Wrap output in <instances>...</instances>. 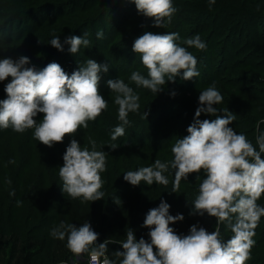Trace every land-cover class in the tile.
I'll list each match as a JSON object with an SVG mask.
<instances>
[{
	"label": "clouds",
	"instance_id": "9594fccd",
	"mask_svg": "<svg viewBox=\"0 0 264 264\" xmlns=\"http://www.w3.org/2000/svg\"><path fill=\"white\" fill-rule=\"evenodd\" d=\"M133 2L139 13L154 18L152 22L157 27L170 22L177 10L173 0ZM214 3L215 0H208L209 7ZM88 35L87 31L68 35L63 42L59 35H52L48 43L58 50H64L67 44L68 51L74 54L81 46L88 48ZM95 35L103 38V29ZM179 39L175 31H145L137 36L132 50L139 54L147 73L134 70L129 80L137 87L158 93L166 81H175L177 76L198 77L197 56L177 43ZM184 43L201 50L207 46L199 33L184 38ZM109 67L108 63L88 57L69 74L56 61L38 68L27 55L0 58V81L11 77L4 83L6 96L0 99V129L11 127L23 132L33 128L34 138L52 146L62 141L66 133H75L78 127L87 128L88 122L95 121L108 107V100L99 91V81ZM106 83L115 93L113 102L118 105L117 119L121 121L110 133L115 141L131 123L129 112L140 109L139 93L119 76ZM170 94L175 96V90ZM222 100L214 84L200 90L187 135L178 137L171 145L172 158L155 159L151 164L123 172L124 179L132 185H140L141 181L149 186L154 182L166 185L169 179L165 173L171 168L175 170L172 191L176 192L181 179L187 180L189 173L199 175L203 170L198 193L190 202V214L214 216V230L208 231L197 221L186 234L177 233L170 222L183 220L184 215L171 214L170 204L161 199L157 206L148 209L142 222L148 228L147 239L143 235L137 239L135 230L129 227L126 239L119 242L122 248L114 250L115 258H110L109 240L98 242L99 233L87 219L79 226L61 220L50 229V235L60 240L66 238V247L73 253L72 264H79L81 255L86 264H245L256 243L252 238L255 228L264 216V205L257 203L264 194V129H258L255 142L245 132H238L231 126L233 112L217 106ZM221 110L225 115H217ZM38 113L43 116L34 119ZM202 113L215 118L201 119ZM143 115L146 117L147 112L143 111ZM91 143L93 147L89 149L71 138L63 153V164L58 167L62 191L82 202L104 197L101 172L107 167L106 152L96 149L95 141ZM222 225L231 230L230 238L222 235Z\"/></svg>",
	"mask_w": 264,
	"mask_h": 264
},
{
	"label": "trees",
	"instance_id": "16d2710c",
	"mask_svg": "<svg viewBox=\"0 0 264 264\" xmlns=\"http://www.w3.org/2000/svg\"><path fill=\"white\" fill-rule=\"evenodd\" d=\"M173 2L177 10L172 14L171 21L165 25L164 31H173L174 28L175 31L184 33L188 31L185 30L188 27L193 34L199 33L201 39L205 37L203 33L206 31V40L208 39L206 48L192 51L197 56L198 70L200 66L206 64L203 65L206 67L204 72L194 78L197 79L196 84L187 86L176 82L184 92L192 94L199 92L201 88L208 86L205 81L207 78H209L208 82L219 80L221 77L218 73L227 68L228 60L233 58V54L240 46L253 48L251 52L254 51L257 56L264 55V32H257L256 28H253V39L251 41L247 39L250 35L247 28L256 27L259 22H264V0H215L211 7L208 5V0H173ZM78 4L84 11H90L92 17H96L97 20L100 18L99 14L106 15L113 12L115 15L119 13V16L122 14V19L124 17L125 20L119 23L121 17H118L114 23V30L117 31L116 27L120 24H126L124 32H129L128 38H131L132 34L137 37L157 27L152 22L153 17L141 16L133 0H79ZM138 17L142 18L139 20ZM218 36L222 44L217 47L219 51L213 53L211 43ZM243 36H245L244 41H242ZM232 44L233 47L237 45L238 47L233 49ZM247 64L245 62V65ZM210 67L214 69L211 73L208 71ZM199 77L202 79L200 80ZM250 78L255 81L262 80L259 76ZM226 81V84H233L236 79H226ZM244 101L247 107L254 111L250 102L247 99ZM175 103L181 104L179 101ZM156 105L157 102L154 103V106ZM219 108L245 113L244 109L239 107L235 109L233 105ZM250 110L238 124L240 132H245L247 137L255 142L258 129H264V109L251 111L261 114L259 117H254ZM217 115L223 116L225 113L221 110ZM202 118L214 119L215 116L206 114ZM174 119L175 117L169 120ZM116 122L118 121L112 118L108 125L114 127ZM177 131L180 133L179 137H183L187 134V127ZM168 138L170 142L165 146L155 141L150 146H143L139 142L113 141L110 138L100 137V140L103 139L102 141L109 145L117 146L109 147V150H105L103 144L95 141L96 149L103 147L102 150L106 152L107 165L101 172L104 181L101 190L104 192V197L95 201L82 202L79 197L72 198L62 191L58 167L63 164V157L59 158L60 165L58 160H51L56 156H52L51 153L46 162L42 159L36 161L28 156L22 157L15 169L12 168L14 171L6 176H0V264H58L72 258L73 253L66 247V238L60 240L50 235V229L61 220L79 226L87 219L92 228L99 233L98 242L106 238L109 240L107 254L110 258H115L114 250L122 248L119 242L126 239L125 233L129 227L135 230L137 239L142 235L147 239L148 228L142 226V222L148 209L157 206L161 199H165L170 204L171 214L183 213V220L170 223L177 233L186 234L190 225L196 223L193 215L190 214L192 207L190 202L198 193L200 183H197V180L202 181L204 178L203 170L199 175L196 172L189 173L187 180L181 179L179 187L175 189L176 192L172 191L174 176L171 175L173 172L171 168L165 173L169 179L166 185H157L154 182L149 186L143 181L140 185H132L124 179L123 172L151 164L155 159L163 161L166 156L170 157L168 151H163L172 144V137ZM132 144L136 145V148ZM92 147L93 145L89 149ZM157 150L163 152L149 154ZM42 164L45 165L44 169ZM37 165H40L38 173L32 176L28 169ZM211 218L216 221L214 216ZM221 229L227 231L223 225ZM227 234H223L224 238H230Z\"/></svg>",
	"mask_w": 264,
	"mask_h": 264
},
{
	"label": "rangeland",
	"instance_id": "374dc122",
	"mask_svg": "<svg viewBox=\"0 0 264 264\" xmlns=\"http://www.w3.org/2000/svg\"><path fill=\"white\" fill-rule=\"evenodd\" d=\"M78 3L79 0H0V46H2L0 47V58L12 57L16 59L21 55H27L30 57L31 64L36 65L38 68H43L51 61H56L69 74L77 69L79 64L84 63L88 57L110 65L107 72L101 73V80L99 81V91L108 100V107L102 110L95 121H89L87 128L78 127L75 133H66L62 141L54 142L52 146L45 145L42 141L34 138L33 128L26 129L23 132L14 131L11 127L0 129V176L2 177L11 173L12 170L14 171L22 157L28 156L32 157L33 160L42 159L46 162L48 156L52 154V156H56L51 160H58V165H60L59 158L63 157V153L71 138L77 139L82 147L90 148L91 142L96 141V143L103 144L105 150H109L111 144L109 145V143L99 138L105 137L111 139L110 133L114 130L115 126L110 127L108 125L110 119L113 118L118 121L115 125L121 123L117 119L118 105L113 102L115 93L111 92L106 83L110 78L119 76L139 93L140 109L136 112H129L128 115L131 123L126 126L125 134L116 140L139 142L143 146H150L155 141L163 143L162 145L165 146L170 142L168 137H172L171 141L174 144L180 135L177 130L186 129L193 120L195 109L199 103V92L194 94L184 92L180 89L181 87L177 86L176 82L187 86L195 85L197 79L194 78L196 77L182 79L180 76H177L173 82L166 81L163 90L158 93H154L144 87H137L134 82L129 80L131 72L139 70L146 74L147 69L142 65L139 54L136 55L132 50V44L136 35L132 34L131 38H128L129 32H124L126 24L123 23L116 27L117 31L114 30V23L118 20V17H121L119 23L125 20L124 17L122 19V14L120 13V16L119 13L115 15V12L106 15L99 14L100 18L97 20L96 17H92L90 11H84L83 7L79 6ZM141 18L138 17L139 20ZM133 19L138 20L137 18ZM165 25L150 29V31L162 32L166 28ZM101 28L104 31V37L97 38L95 33ZM253 28H256L257 32L263 33L264 22H259L256 27L247 28L250 32V35L247 36L248 41H251L254 37ZM172 29L175 31L174 28ZM186 29L188 31L184 33L175 31L180 35L177 43L185 46L189 51L196 52L197 49L194 46L184 43V38L194 35L191 29L188 27ZM83 31L88 32V38L91 43L88 48L81 46V49L77 53H70L68 51L69 45L67 44L64 45V50H58L48 43L52 35H59L63 42L66 36L72 34L82 35ZM203 34L205 36H203V40L207 43L206 31ZM244 39L245 36L242 37V41ZM221 44L222 40L218 36L211 43L212 52H218L217 47ZM231 46L233 47V44ZM236 47H233V49ZM252 49L246 45L240 46L235 54H233V58L228 60L227 68L218 73L219 77H221L219 80L212 82H208L209 78L205 80L208 86L214 84L223 96V100L217 105L218 107L233 105L234 108L237 107L238 109L239 107L244 109L246 114L240 113L239 110L238 112H233L235 119L231 122V126L238 132H240L238 122L245 115H248V110H250L244 100L247 99L250 102L254 110H250V112L264 109V55L257 56L254 51L251 52ZM123 59L124 61L121 62ZM245 62L248 64L245 65ZM203 65L206 66V64ZM203 65L199 68V75L204 72L205 66L203 67ZM208 71L211 73L214 69L210 67ZM254 76H259L262 80L255 81L250 78ZM199 78L200 80L202 79L201 77ZM9 79H11L10 76L5 81H0V99L6 96L4 83ZM226 79H236V81L232 82L233 84H226ZM203 89L201 88V90ZM173 90L176 92L175 96L170 94ZM175 101H179L181 104L175 103ZM155 102H157L156 106H154ZM143 111L147 112L146 117L143 115ZM204 115L206 113H202L201 117ZM252 115L254 117L261 116V114L256 113H252ZM42 116L43 113H38L34 119L38 120ZM174 117V120H169ZM132 145L136 148V145ZM163 151L170 153V157L166 156V160L164 159L163 161L170 160L173 155L171 146L165 148ZM163 151L157 150L149 154L155 155L154 153H161ZM42 166L44 169L45 165L42 164ZM13 167L14 169H12ZM39 168L40 165L32 166L28 169V172H31L30 174L34 176L38 173ZM174 171L171 173L172 177L174 176ZM201 182V180H197V183ZM257 203L264 205V194L258 198ZM192 215L196 222L199 221L208 231L214 230L216 221L211 218L212 216H209L207 213L203 216L199 214ZM223 227L227 228L226 225H223ZM221 232L222 235H226L227 233L228 236L232 235L230 229H227V231L222 230ZM252 238L256 243L252 246L250 250L251 256L245 261V264H264V216L260 218L255 228V235ZM78 258L81 264H86L85 258L82 255Z\"/></svg>",
	"mask_w": 264,
	"mask_h": 264
},
{
	"label": "built area",
	"instance_id": "2783aa9c",
	"mask_svg": "<svg viewBox=\"0 0 264 264\" xmlns=\"http://www.w3.org/2000/svg\"><path fill=\"white\" fill-rule=\"evenodd\" d=\"M58 264H72V258H69L68 260L62 261Z\"/></svg>",
	"mask_w": 264,
	"mask_h": 264
}]
</instances>
